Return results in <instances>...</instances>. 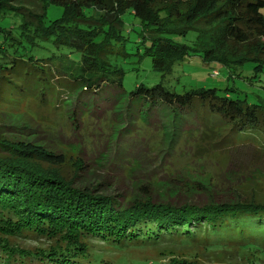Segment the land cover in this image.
Wrapping results in <instances>:
<instances>
[{
	"label": "trees",
	"instance_id": "1",
	"mask_svg": "<svg viewBox=\"0 0 264 264\" xmlns=\"http://www.w3.org/2000/svg\"><path fill=\"white\" fill-rule=\"evenodd\" d=\"M156 3L0 0L4 90L42 105L57 90L61 107L66 94L110 84L132 101L149 103L150 110L162 107L173 123L200 114L217 134L229 129L224 141H252L264 149V0H193L185 9H158ZM51 6L63 8L53 21ZM132 21L137 26L128 32ZM192 58L204 65L190 69ZM146 60L163 78L169 75V83L148 76L127 90V77L146 69ZM213 73L219 79L210 78ZM23 144L0 134V234L52 245L32 253L0 238L7 264H110L93 259L90 240L119 247L182 241L264 251V209L253 201L184 208L143 200L120 204L78 190L49 154Z\"/></svg>",
	"mask_w": 264,
	"mask_h": 264
},
{
	"label": "rangeland",
	"instance_id": "2",
	"mask_svg": "<svg viewBox=\"0 0 264 264\" xmlns=\"http://www.w3.org/2000/svg\"><path fill=\"white\" fill-rule=\"evenodd\" d=\"M192 1L157 0L156 8L175 5L185 9ZM62 14V7L51 6L48 19L56 20ZM128 23V32L137 26L136 22ZM146 62L149 68L146 63V69L127 77V90L148 76L158 83H169V75L163 78L152 70L150 60ZM188 65L192 69L204 63L192 58ZM209 77L219 79L216 73ZM6 83L0 78V100L5 105H0V134L49 154L53 166L73 180L78 190L104 194L120 204L143 200L184 208L253 201L264 209V149L252 141H224L229 129L217 134V127L203 123L200 114L196 117L192 113L173 123L162 107L150 110L149 103L132 101L121 88L104 83L97 92L79 88L74 94H66L61 104L67 105L61 107L56 102V90L55 97L42 105L35 99H14L4 90ZM0 238L32 253L52 245L44 239H6L1 234ZM205 245L177 241L152 247H119L90 240L91 255L97 263L187 260L198 264H264V251L257 248L211 249ZM7 256L0 249V264H7Z\"/></svg>",
	"mask_w": 264,
	"mask_h": 264
}]
</instances>
